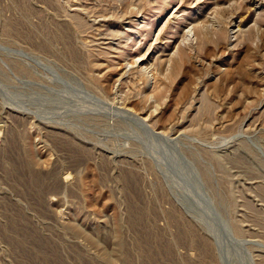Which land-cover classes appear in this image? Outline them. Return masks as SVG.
Listing matches in <instances>:
<instances>
[{
    "label": "rangeland",
    "instance_id": "1",
    "mask_svg": "<svg viewBox=\"0 0 264 264\" xmlns=\"http://www.w3.org/2000/svg\"><path fill=\"white\" fill-rule=\"evenodd\" d=\"M0 264H264V0H0Z\"/></svg>",
    "mask_w": 264,
    "mask_h": 264
},
{
    "label": "bare ground",
    "instance_id": "2",
    "mask_svg": "<svg viewBox=\"0 0 264 264\" xmlns=\"http://www.w3.org/2000/svg\"><path fill=\"white\" fill-rule=\"evenodd\" d=\"M139 14V13H138ZM144 26H146V25H144ZM143 26V27H144ZM190 26V25H189ZM201 27L199 26V24H191V26L185 31V38L184 39H186L187 41H188V43H193V42H195V44H194V46L197 44V36H198V34L200 33V29ZM223 29V28H222ZM205 30V29H204ZM202 31V30H201ZM205 32V31H204ZM242 31L240 30V26L238 25L237 27H236V30H233L232 31V34L234 35V37H236V36H238V34L239 33H241ZM209 33V32H208ZM204 35H205V33H204ZM209 35V34H208ZM200 36H203V35H200ZM205 36H207V35H205ZM204 36V37H205ZM214 36V35H213ZM207 39V38H206ZM181 43V42H180ZM183 43V42H182ZM186 43V42H185ZM183 46V45H182ZM179 48H181L180 46L179 47H177V49L174 51V53L172 54V57H176L177 55H178V52H179ZM144 57V56H143ZM137 58L130 66L129 65H127V66H123V67H121L119 70H121V71H124V72H126L127 71V68L129 67V68H133V67H135L136 69H138L139 71H140V73H142V75L144 76V77H146L147 76V74L149 73H151V72H153V69H154V65H149L148 64V66H147V63H146V59H144V58ZM171 66V65H170ZM168 70V69H167ZM152 74V73H151ZM152 76V75H151ZM150 76V77H151ZM153 77V76H152ZM147 78V77H146ZM152 80V79H151ZM147 117V116H146ZM149 118V117H148ZM147 119L146 118H143L142 119V122L144 121H146Z\"/></svg>",
    "mask_w": 264,
    "mask_h": 264
}]
</instances>
